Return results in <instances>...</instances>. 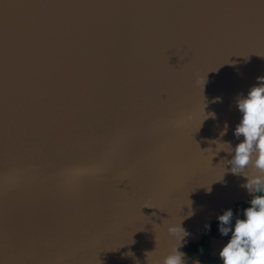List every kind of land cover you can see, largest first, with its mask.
<instances>
[{
  "label": "water",
  "instance_id": "water-1",
  "mask_svg": "<svg viewBox=\"0 0 264 264\" xmlns=\"http://www.w3.org/2000/svg\"><path fill=\"white\" fill-rule=\"evenodd\" d=\"M260 77L264 0H0V264H221Z\"/></svg>",
  "mask_w": 264,
  "mask_h": 264
},
{
  "label": "clouds",
  "instance_id": "clouds-1",
  "mask_svg": "<svg viewBox=\"0 0 264 264\" xmlns=\"http://www.w3.org/2000/svg\"><path fill=\"white\" fill-rule=\"evenodd\" d=\"M258 81L259 86L252 87L245 98L236 101L241 118L233 135L240 142L235 147L221 143L228 145L226 152L232 157L222 160L223 166L230 165L231 174L242 176L246 180L242 187L252 195L240 216L234 217L229 209L217 217L219 234L230 236L218 253L221 264H264V77ZM227 129L225 124L220 135H225ZM224 172L225 169L223 175ZM205 228L210 230V225ZM167 233L176 242L157 264H186L187 254L179 249L186 244L189 233L179 224L169 226ZM193 264L200 261L193 260Z\"/></svg>",
  "mask_w": 264,
  "mask_h": 264
},
{
  "label": "trees",
  "instance_id": "trees-1",
  "mask_svg": "<svg viewBox=\"0 0 264 264\" xmlns=\"http://www.w3.org/2000/svg\"><path fill=\"white\" fill-rule=\"evenodd\" d=\"M225 238L229 239V238H230V236H229V237H225Z\"/></svg>",
  "mask_w": 264,
  "mask_h": 264
}]
</instances>
